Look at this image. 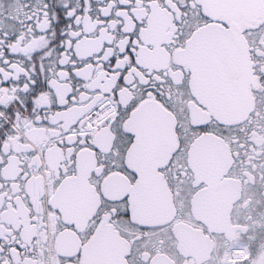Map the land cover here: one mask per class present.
<instances>
[{"label":"snow or ice","instance_id":"1","mask_svg":"<svg viewBox=\"0 0 264 264\" xmlns=\"http://www.w3.org/2000/svg\"><path fill=\"white\" fill-rule=\"evenodd\" d=\"M0 264H264V0H0Z\"/></svg>","mask_w":264,"mask_h":264}]
</instances>
